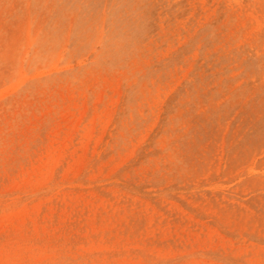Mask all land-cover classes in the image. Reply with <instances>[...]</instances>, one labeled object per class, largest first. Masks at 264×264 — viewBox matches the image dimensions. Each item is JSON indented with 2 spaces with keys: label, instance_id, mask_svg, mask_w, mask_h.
Wrapping results in <instances>:
<instances>
[{
  "label": "rangeland",
  "instance_id": "obj_1",
  "mask_svg": "<svg viewBox=\"0 0 264 264\" xmlns=\"http://www.w3.org/2000/svg\"><path fill=\"white\" fill-rule=\"evenodd\" d=\"M0 264H264V0H0Z\"/></svg>",
  "mask_w": 264,
  "mask_h": 264
}]
</instances>
